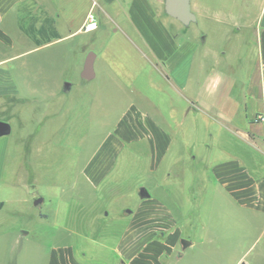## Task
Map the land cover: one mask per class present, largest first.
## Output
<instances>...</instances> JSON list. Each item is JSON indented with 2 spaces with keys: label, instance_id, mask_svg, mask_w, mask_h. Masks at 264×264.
Returning <instances> with one entry per match:
<instances>
[{
  "label": "rangeland",
  "instance_id": "rangeland-1",
  "mask_svg": "<svg viewBox=\"0 0 264 264\" xmlns=\"http://www.w3.org/2000/svg\"><path fill=\"white\" fill-rule=\"evenodd\" d=\"M92 1L74 0L70 10L76 25ZM262 3L191 0L195 23L185 27L167 16H154L153 30H143L151 40L167 34L175 46L189 44L187 60L177 70L188 89L194 88L195 56L202 58L204 71L222 73L241 85L255 73L253 29ZM121 27L115 32L108 26L91 43L90 34L55 42L49 34L13 49L0 45V60L26 52L0 64L6 71L0 74V92L11 94L7 102L0 95V119L11 126V133L0 137V264H50L52 254L61 249L79 264H119L113 249L144 200L137 195L139 187L168 205L179 222L180 240L194 242L191 250H197L199 264H210L204 254L211 248L226 250L219 256L223 264H264L261 217L231 205L205 181L207 151L201 144L184 142L182 135L190 128L189 120L179 133L176 157L182 158L172 166L169 184L163 182L162 166L149 173L142 141L123 142L112 172L100 182L89 179V158L130 104L143 116H161L172 103L163 94L161 65L138 43L130 26ZM88 53L96 56V76L84 81L80 73ZM190 157L196 160L194 166ZM37 199L42 202L35 206Z\"/></svg>",
  "mask_w": 264,
  "mask_h": 264
},
{
  "label": "crops",
  "instance_id": "crops-1",
  "mask_svg": "<svg viewBox=\"0 0 264 264\" xmlns=\"http://www.w3.org/2000/svg\"><path fill=\"white\" fill-rule=\"evenodd\" d=\"M73 3L74 0H0V45L13 49L17 44L33 43L49 34L54 36L52 42L85 34L92 35L88 43L99 41L106 30L82 29L92 2L77 25L72 18L74 10H70ZM21 13L25 17L19 19ZM143 28L146 27L138 25L132 30L138 43L161 65L163 94L172 97V103L166 104L161 116L152 113L143 116L130 104L114 130L89 158L85 166L89 179L100 182L112 172L123 142L142 141L147 144L149 173L153 175L162 166L166 170L163 182L169 184L172 166L182 158L180 154L176 157L179 133L189 120L190 128L182 135L184 142L192 146L201 144L207 151L206 164H201L207 175L205 181L224 193L231 205L255 213L264 223V0L253 29L255 73L241 85L222 73L204 71L202 58L195 56L194 88L188 89L177 70L187 60L189 44L181 42L175 46L167 34L151 40ZM82 40V45L86 44ZM24 53L6 57L0 64ZM95 61L96 57L94 64ZM4 73L0 69V74ZM94 74L95 78V70ZM2 94L7 97L6 102L11 97L9 93ZM189 161L190 166L196 163L194 157ZM178 223L166 203L150 197L142 200L113 249L120 257L119 264H181L186 258L194 260L190 264H199L201 260L194 259L197 250H191L193 241L185 249L180 247L182 231ZM223 251L226 250L211 248L204 255L210 264H223L219 261ZM52 255L50 264H79L67 249Z\"/></svg>",
  "mask_w": 264,
  "mask_h": 264
},
{
  "label": "flooded vegetation",
  "instance_id": "flooded-vegetation-1",
  "mask_svg": "<svg viewBox=\"0 0 264 264\" xmlns=\"http://www.w3.org/2000/svg\"><path fill=\"white\" fill-rule=\"evenodd\" d=\"M92 1L89 14L93 15V31L106 30L108 26L115 27V32L122 30L121 25H128L131 28L153 26L154 16L158 19H165L164 0H100ZM171 18V17H169ZM189 26V25H188ZM187 26V27H188ZM124 34V33H123ZM5 121L6 120H1Z\"/></svg>",
  "mask_w": 264,
  "mask_h": 264
},
{
  "label": "water",
  "instance_id": "water-1",
  "mask_svg": "<svg viewBox=\"0 0 264 264\" xmlns=\"http://www.w3.org/2000/svg\"><path fill=\"white\" fill-rule=\"evenodd\" d=\"M165 13L172 19L178 21L183 26L187 27L191 23L196 22V17L191 10V0H164ZM94 53H88L84 59L82 71L80 77L84 81H90L94 78L93 64L95 60ZM70 89V84L66 83L64 85V91ZM11 133V126L8 122L0 121V137L9 135ZM137 195L140 199H147L150 197L149 192L145 187H139L137 190ZM42 202V199H37L34 205L37 206ZM180 245L182 249H185L189 244L180 240Z\"/></svg>",
  "mask_w": 264,
  "mask_h": 264
},
{
  "label": "built area",
  "instance_id": "built-area-1",
  "mask_svg": "<svg viewBox=\"0 0 264 264\" xmlns=\"http://www.w3.org/2000/svg\"><path fill=\"white\" fill-rule=\"evenodd\" d=\"M94 19H93V15L92 14H88L86 19H85V22H84V25H83V30L86 31V32H89V31H92L93 28H94Z\"/></svg>",
  "mask_w": 264,
  "mask_h": 264
}]
</instances>
